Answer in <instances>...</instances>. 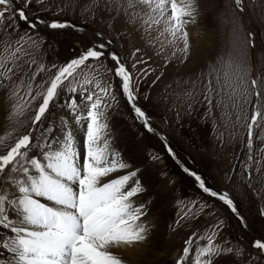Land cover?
<instances>
[{
	"label": "rangeland",
	"instance_id": "374dc122",
	"mask_svg": "<svg viewBox=\"0 0 264 264\" xmlns=\"http://www.w3.org/2000/svg\"><path fill=\"white\" fill-rule=\"evenodd\" d=\"M25 2L19 0L15 8ZM197 3L196 22L187 26L191 47L185 57L177 51L182 43L167 44V34L157 39L163 24L145 32L139 22L125 23L120 6L123 0H43L39 5L33 0L28 4L29 13L71 25L55 30L38 26L37 38L44 43L34 55L46 67L61 66L94 44L108 45L105 57L86 62L82 71L78 70L81 74L77 79L82 83L85 75L90 79L94 76L89 88L94 89L99 80L101 86L110 85L115 92L116 101L109 116L111 134L116 150L129 167L112 176L118 178L139 170L144 190L133 199L146 204V218L154 215L158 220V225L151 226L149 239L131 246L142 264H177L186 246L191 247L192 253L185 264H192L196 245H205L209 236L214 243L233 249L230 254L213 258V264H264V252L254 246L256 239H264V152L257 139L264 135V122L253 129L252 156L256 163L249 162L247 147L248 123L256 104L250 81L257 75L256 66L261 65L258 72L264 77V0H242V10L236 0ZM15 23L19 32L13 34V40L29 31L28 24L18 15ZM11 24L12 21L5 22L6 26ZM32 34L36 36L35 32ZM250 40H254L255 47H250ZM112 51L127 58L137 106L145 111L153 131L136 115L122 92L121 78L115 74L117 65L108 56ZM229 54L240 66L239 79L232 76L237 91L231 98V88H225L220 95L213 93V104L208 105L204 102L203 85L212 78L209 72L220 68L221 57L227 59ZM141 59L145 63H137ZM54 72L55 69L47 75ZM201 74L196 89L189 88ZM245 85L253 93L248 103L243 96ZM11 91L7 97L0 94V134L7 131V117L14 102ZM186 91H193L190 100ZM261 91L264 94V89ZM66 99L67 94H62L56 103ZM37 107L38 102L33 103L25 118L34 116ZM29 126L17 135L27 132ZM4 151L0 148V154ZM192 172L218 195L205 192ZM8 188L10 198L18 195L10 185ZM223 193L234 199L239 215L219 199ZM189 239L193 240L192 245H186ZM3 254L0 252V256Z\"/></svg>",
	"mask_w": 264,
	"mask_h": 264
},
{
	"label": "snow or ice",
	"instance_id": "6c2138e0",
	"mask_svg": "<svg viewBox=\"0 0 264 264\" xmlns=\"http://www.w3.org/2000/svg\"><path fill=\"white\" fill-rule=\"evenodd\" d=\"M32 2L26 0L16 9L19 0H0L3 6L0 9V94L7 97L12 89L14 100L7 117V131L0 134V148L5 149L0 154V252L5 253L0 256V264H138L119 250L146 241L151 232L146 220V204L133 199L144 190L138 178L139 170L102 183L103 178L129 167L116 150L111 134L109 116L116 101L115 92L110 90V85L101 86L99 80L94 89L89 88L94 76L90 79L85 75L82 83L77 79L86 62L105 57L108 45L94 44L65 65L46 67L34 55L44 43L42 38H37L38 26L55 30L71 25L47 21L29 13L28 4ZM34 2L39 5L43 0ZM236 4L242 10V0H236ZM120 6L124 10L125 23L135 25L139 22L145 32H152L163 24L157 39L167 34V44L182 43L177 51L187 56L191 47L187 26L196 22L197 0H123ZM17 15L28 24L29 31L13 40V34L19 32L15 23ZM6 21L12 24L6 26ZM249 43L250 47H255L254 40ZM108 56L117 65L115 74L121 78L127 101L148 130L153 131L145 111L137 106L138 97L133 91L132 74L126 67L127 58L115 51ZM137 63L145 61L141 59ZM132 67L135 68V64ZM239 67L231 54L227 59L221 57L220 68L214 67L208 74L212 78L203 85L204 102L212 105L213 93L220 95L225 88L232 89L230 98L234 96L237 89L232 76L237 75L239 79ZM53 69L55 72L48 76ZM144 74H148L147 70ZM202 77L203 74L197 77L189 88L195 90ZM250 84L256 104L248 123L247 147L249 162L256 163L252 156L253 129L264 122L261 91L264 77L257 72ZM62 94H67V99L57 104ZM252 94L245 85V103ZM186 96L190 100L193 91H186ZM35 102H38L35 115L25 118ZM64 109L71 120L63 114ZM73 122L85 138L86 154L82 164ZM29 124L27 132L17 135ZM58 133L63 134L62 140ZM257 139L261 143L260 151L264 152V135ZM191 174L205 192L211 191L200 176L195 172ZM9 185L18 195L10 198ZM211 195L218 194L211 191ZM41 198L51 203L42 202ZM219 199L239 215L237 204L228 193L220 194ZM240 219L243 222V217ZM192 244V239L186 241V245ZM254 246L264 252V239H256ZM232 252L231 247L216 244L209 236L205 245H196L192 264H213V258ZM191 253V247L186 246L177 264H185Z\"/></svg>",
	"mask_w": 264,
	"mask_h": 264
},
{
	"label": "bare ground",
	"instance_id": "6f19581e",
	"mask_svg": "<svg viewBox=\"0 0 264 264\" xmlns=\"http://www.w3.org/2000/svg\"><path fill=\"white\" fill-rule=\"evenodd\" d=\"M260 66H261V65H260ZM260 66H258V68H259ZM63 114L69 116V119L71 120V116H70V114H69L68 112L63 113ZM73 127L76 129V137H77V142H78V148H79V152H81V154H80V163L82 164V163H83V160H84L83 157H85V154H86V153H85V148L83 147V141H84L85 138H84V135H83L82 130H81L78 126H76V125L74 124V122H73ZM58 136H59V138H60L61 140L63 139V134H62V133H59ZM56 146L59 147L58 144H57ZM110 178H111V179H116L115 176H112V174H110L108 177L103 178L102 182H103V181H106L107 179H110ZM111 179H110V180H111ZM110 180H108V181H110ZM108 181H106V182H108ZM42 202H45V203H46V200L42 199ZM138 202H139V201H138ZM146 220L149 222L150 226H156V225H158V224H157V223H158L157 217L154 216V215H150L149 218H146ZM151 230H152V229H151ZM137 245H138V244H137ZM119 251L121 252V254H122L123 256L134 258L136 261H138V264H142V263L139 261V258H138V256H137L138 254H136L135 251L133 252V250L131 249V247L121 248ZM3 255H5V254H3ZM139 255H140V254H139Z\"/></svg>",
	"mask_w": 264,
	"mask_h": 264
},
{
	"label": "flooded vegetation",
	"instance_id": "af4514ba",
	"mask_svg": "<svg viewBox=\"0 0 264 264\" xmlns=\"http://www.w3.org/2000/svg\"><path fill=\"white\" fill-rule=\"evenodd\" d=\"M207 193L211 194V191H209V192H207Z\"/></svg>",
	"mask_w": 264,
	"mask_h": 264
},
{
	"label": "water",
	"instance_id": "95a60500",
	"mask_svg": "<svg viewBox=\"0 0 264 264\" xmlns=\"http://www.w3.org/2000/svg\"><path fill=\"white\" fill-rule=\"evenodd\" d=\"M257 67V72H258V66H256Z\"/></svg>",
	"mask_w": 264,
	"mask_h": 264
}]
</instances>
